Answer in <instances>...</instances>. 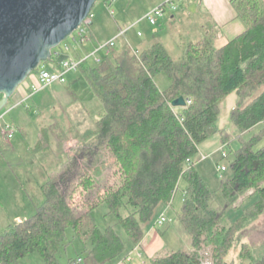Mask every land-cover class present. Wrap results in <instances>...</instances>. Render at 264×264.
<instances>
[{
	"label": "trees",
	"instance_id": "16d2710c",
	"mask_svg": "<svg viewBox=\"0 0 264 264\" xmlns=\"http://www.w3.org/2000/svg\"><path fill=\"white\" fill-rule=\"evenodd\" d=\"M232 4L247 29L221 47L210 37L183 43L182 57L177 59L160 42L136 50L120 36L108 47L105 59L94 65L83 62L82 78L68 88L76 95V89L86 83L100 100L102 110L95 128L85 134L86 142L92 138L101 141L97 153L79 147L76 155L68 154V163L56 178L49 172L41 186L45 199L35 214L0 232V264H19L34 253L43 264H62V252L71 244L68 230L72 241L82 246L68 264L78 259H82L79 264L122 260L140 245L159 206L173 203L181 181L185 188L177 220L192 241V251H178L151 264H202L201 252L209 248L214 264H228L237 236L264 213V146L255 149L264 137V1L232 0ZM52 53L51 61L58 68L68 58L56 49ZM160 73L170 80L163 91L155 81ZM234 91L239 101L231 123L241 146L230 162L232 176L220 186L226 204L214 206L215 195L196 165L200 145L211 136L219 132L224 145L231 141L230 131L219 128V119L220 104ZM181 97L186 99V107L174 108L172 103ZM258 126L260 133L245 140ZM46 132L41 129L40 134ZM39 149L41 142L34 151ZM228 157L227 153L223 158ZM107 163L119 168L121 183L105 190L99 203L79 213L71 201L84 168L94 169L97 177ZM101 178L95 182L89 177L82 184L92 187ZM251 191L241 208L242 216L232 221L228 210ZM254 197L258 200L247 206ZM102 206L107 207L105 218L116 219V224L105 229L93 217ZM239 261L264 264V251L245 243Z\"/></svg>",
	"mask_w": 264,
	"mask_h": 264
},
{
	"label": "rangeland",
	"instance_id": "374dc122",
	"mask_svg": "<svg viewBox=\"0 0 264 264\" xmlns=\"http://www.w3.org/2000/svg\"><path fill=\"white\" fill-rule=\"evenodd\" d=\"M165 1L98 0L89 17L91 24L89 26L83 24L79 30L75 31L56 50L65 54L68 58L73 57L74 59L76 57L75 60L83 61L95 53L97 49L116 40L119 36H123V40L127 41L128 39L130 47L138 50L151 43L155 38L153 35H156L158 31H163V25L167 24V29L158 35L157 39L166 46L173 57L178 59L183 54L181 49L183 43L200 40L201 36H199L200 29L199 24H197V15L188 12L187 5L189 2L186 1L181 4L180 10L174 11L173 15L169 12V8H167L168 12L164 19H158L156 25H151L146 16L157 7L163 5ZM172 16L180 24L177 22L173 24L171 22L173 20ZM124 33L126 35H122ZM138 33H141V36H138ZM81 36L88 37L89 41L82 42ZM217 46L221 45L217 43ZM66 47H68V50H66ZM137 54H139L138 51ZM106 55L107 50L100 51L95 57H91L88 60V64L94 65L95 62H99L97 59L103 60L106 58ZM82 65L84 67L86 64L83 63ZM57 66L52 61L40 66L18 88L9 100L7 107L0 112V205L8 214L17 213L22 214L21 216L24 218H28L35 214L37 207L44 202L45 198L41 186L48 180V177L43 166L56 178L55 176L59 175L61 167H64L68 163V154L76 155L80 147L81 150L90 148L92 154L96 155V147L101 143L98 138H92L87 142L85 141L87 138L85 134L95 128V121L99 117L98 111L102 110L99 98L91 91L86 83L76 89L77 99L75 91L68 88L70 83L75 79L82 78L81 68L68 75V85L59 84L58 88H54L53 86L48 90L51 92H48L45 96L50 99H54L55 97V99L39 108L38 113L34 110L27 112L25 108L32 105V102L25 101L18 103L19 106L15 111L12 114H7L1 120L13 104L16 103L15 99H17L19 89H22L23 85L30 83L32 79L36 78V75L41 72L43 67L54 70L55 67L58 68ZM155 81L162 91L170 85V80L165 73L158 74L155 77ZM39 98H41V95ZM238 101L239 95L234 91L220 104L219 128L230 131L232 139L229 144L224 145L221 134L218 132L203 142L199 148L200 161H198L196 166L202 178L215 195L214 206H224L226 204V200L220 192V186L224 179H229L232 176L230 162L233 160V153L241 146V142L236 139L239 133L238 131L232 130L231 123L232 111ZM7 127H9L8 131L6 130ZM19 128H24L26 134L24 135ZM38 128L46 130V134H40L37 130ZM4 131H7L9 134L4 136ZM260 131L261 126L254 128L253 131L244 136L245 140L257 135ZM39 142H41L42 149L32 151ZM263 146L264 137L258 142L255 149L258 150ZM223 152L228 153L229 157L226 159L223 158ZM108 159L107 157L106 162L108 161L110 163ZM108 163L97 177L94 169L90 168L87 170L84 168L82 178L77 181L76 193L71 201L79 213H83L94 204L99 203L100 199L105 195V190L108 191L110 188L117 187L121 183V175L118 172L119 168L111 166ZM219 166L226 167V171L222 172L219 170ZM89 177L93 181L95 180V182L98 177H102L101 183L96 184L93 182L92 187H85L82 183ZM184 188L185 182L181 181L173 200L174 208L178 211H180L182 206ZM249 196L248 194V198ZM243 198H239L233 204L234 207L232 208L235 210L242 208L241 206H243L245 201ZM106 210L107 207L102 206L101 210L93 212L94 219L102 229L116 224L114 217L109 216L105 218L103 216ZM229 211L230 209L228 213L232 220L242 216V213H236L233 210L231 214ZM176 226L184 233L180 223L175 219L171 223V227L174 228ZM117 229L126 238L125 232L119 226H117ZM240 234H247V237L251 238L250 244H254L255 246L262 245L255 250L263 251L264 213L250 221L246 229ZM183 235H185L186 241L189 242V236L185 233ZM67 236L71 240V244L62 252L60 257L62 264H68L70 258L76 257L82 251L80 243L78 241H72L71 230H68ZM244 242H247V240L245 239ZM242 244L239 238H237L232 251L227 256L226 261L228 264H241L239 255ZM206 253H209L208 258L212 262L211 264H214L210 248L202 250L201 260L207 257L205 255ZM19 264H43V259L39 254L34 253L21 260Z\"/></svg>",
	"mask_w": 264,
	"mask_h": 264
},
{
	"label": "water",
	"instance_id": "95a60500",
	"mask_svg": "<svg viewBox=\"0 0 264 264\" xmlns=\"http://www.w3.org/2000/svg\"><path fill=\"white\" fill-rule=\"evenodd\" d=\"M98 0H0V112L52 51L79 30ZM181 97L174 108L186 107Z\"/></svg>",
	"mask_w": 264,
	"mask_h": 264
},
{
	"label": "crops",
	"instance_id": "0c3cea01",
	"mask_svg": "<svg viewBox=\"0 0 264 264\" xmlns=\"http://www.w3.org/2000/svg\"><path fill=\"white\" fill-rule=\"evenodd\" d=\"M186 1L189 2L187 5L188 12L194 15H197V18H196L198 22L197 24H199L198 26L200 29L199 36H201L200 40L190 41V42H198V41L204 40L205 38L210 37L214 39L216 43L223 46L231 42L232 40L236 39L240 35H242L247 29L244 21L241 18H239L237 11L232 4V0H186ZM179 10H180V7H179ZM171 13L173 15L174 12H171ZM172 19L173 20L171 22L173 24H176V22L180 24L177 21V19H174L173 16H172ZM166 29H167V24L163 25L162 27L163 31ZM163 31L156 32V35H153V37L155 36L154 40L143 48H147L151 46L152 44L159 42L157 39L158 35L163 33ZM139 34L140 33H138V36ZM86 41H89L88 37H86L85 40L82 42H86ZM128 41L129 40L127 39V42ZM141 49H138V50H141ZM57 69L58 68L55 67V69L51 71H56ZM79 79L80 78L75 79V81ZM58 85L59 84H55L53 86L54 88H58L59 87ZM35 86H40L38 74L36 75V78L30 81V83L23 85L22 89H19V95L17 99H15L16 103L13 104V106L9 109V111H7V114H12V112H14L15 109L19 106L18 103L20 102L23 103L25 101H31L32 105L26 107L25 110L27 112L34 110L36 113H38L37 111H39V108L45 106V104H47L51 100L54 101L55 97L54 99H50L47 96H45V94H48V92H51L48 90L52 88L53 86L44 88L40 92L31 96L33 92L32 89ZM40 95H41V98H39ZM177 111L179 112L180 110L177 109ZM19 129L22 131L24 135L26 134L24 128L23 129L19 128ZM37 130L40 133L41 128H38ZM8 134L9 133L6 132V134H3V135L7 136ZM33 150L34 148L32 149V151ZM43 169L46 172L47 177L49 178L50 176L49 172L44 168V166H43ZM248 194L251 195L252 191L251 193L249 192ZM248 194L247 196H245L244 198L242 197V198L245 199L246 197H248ZM256 199L258 200V197H254L251 201H249L247 206H251L253 202L255 203L257 201ZM232 207L230 208V211H229L231 214L233 210L236 211V213H242L241 208L235 210ZM176 211L178 210L174 208L173 203L172 204H164V203L161 204L159 208L156 210L154 220L147 226V232L142 242L140 243V245L133 249H130L129 253L126 254V256L122 260H118L117 262L113 264H151V261H153L154 259L164 258L178 251L191 252L192 251L191 239L189 242H187L185 239V235H183L184 233L179 227L177 226L174 228L171 227V223L174 222L175 219L177 220L178 213ZM21 215L22 214H17V213L8 214L7 211L1 206L0 208V232L4 231L8 226L13 224V222H19L27 218V217L24 218ZM161 217H165L167 220L163 226H159L157 224L158 220ZM237 238H239V241L243 243L242 245H244L245 243H249V244L251 243L250 242L251 238L247 237V234H244V235L239 234ZM245 239L247 240V242H244ZM261 246H255L254 244L252 245L254 249H257L258 247H261Z\"/></svg>",
	"mask_w": 264,
	"mask_h": 264
},
{
	"label": "built area",
	"instance_id": "2783aa9c",
	"mask_svg": "<svg viewBox=\"0 0 264 264\" xmlns=\"http://www.w3.org/2000/svg\"><path fill=\"white\" fill-rule=\"evenodd\" d=\"M185 1L186 0H166L163 5L157 7L153 11H151L146 16V18L150 22L151 25H156L158 19H164V17L166 16V14L168 12L167 8H169V12H174V11L178 10L179 7H180V5L182 3H184ZM83 24L89 26L91 24V21L88 18ZM125 34L126 33H124L122 35H125ZM139 36H141V33L139 34ZM85 38H86L85 36H81V40L82 41H84ZM116 40L111 41L109 44H107V45H105L103 47H100V49H97V51L95 53H93L92 55L88 56L83 61H78V60H75L73 58H66V59L62 60L61 63H60L59 68L56 71H51V70L43 67L42 70H41V72L38 73V77H39V81H40V86L33 87V89H32L33 92L31 94V96L34 95V94H36V93H38V92H40L42 89L47 88V87H51V86H53L55 84L65 85L68 82V78L67 77H68V75L70 73L75 72V71H78L84 61L89 60L91 57H95L98 52L107 50V54H108L109 53L108 47L109 46H114L115 43H116ZM66 50H68V47H66ZM97 61H100V60L97 59ZM5 116L6 115H4L1 118V120ZM8 129H9V127H7L6 130L8 131ZM6 132L4 134H6ZM222 155H223V157H227V153L226 152H223ZM218 168L222 172L226 171V167H220L219 166ZM166 221L167 220H166L165 217H161L158 220L157 224L159 226H163L166 223ZM208 254L209 253H206L205 254L207 257L202 260V264H211L212 263L210 261V259L208 258ZM81 262H82V259H78L76 262H74V264H79Z\"/></svg>",
	"mask_w": 264,
	"mask_h": 264
}]
</instances>
